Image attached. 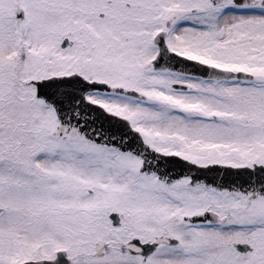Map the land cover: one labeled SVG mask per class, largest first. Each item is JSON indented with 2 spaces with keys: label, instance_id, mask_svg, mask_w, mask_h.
<instances>
[{
  "label": "snow or ice",
  "instance_id": "6c2138e0",
  "mask_svg": "<svg viewBox=\"0 0 264 264\" xmlns=\"http://www.w3.org/2000/svg\"><path fill=\"white\" fill-rule=\"evenodd\" d=\"M0 264H264V0H0Z\"/></svg>",
  "mask_w": 264,
  "mask_h": 264
}]
</instances>
